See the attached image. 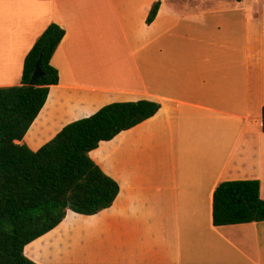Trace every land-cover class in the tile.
Instances as JSON below:
<instances>
[{
	"label": "crops",
	"instance_id": "crops-1",
	"mask_svg": "<svg viewBox=\"0 0 264 264\" xmlns=\"http://www.w3.org/2000/svg\"><path fill=\"white\" fill-rule=\"evenodd\" d=\"M0 0V88L53 23L60 83L21 144L123 102L159 113L90 153L120 185L25 248L36 264H264V223L216 227L214 192L258 180L264 200V0Z\"/></svg>",
	"mask_w": 264,
	"mask_h": 264
},
{
	"label": "trees",
	"instance_id": "trees-1",
	"mask_svg": "<svg viewBox=\"0 0 264 264\" xmlns=\"http://www.w3.org/2000/svg\"><path fill=\"white\" fill-rule=\"evenodd\" d=\"M161 1L153 5L148 25L156 20ZM66 34L65 28L51 24L25 58L21 84L0 88V264H36L25 256V248L60 226L69 211L95 216L110 209L120 185L90 153L161 110L159 103L147 100L114 103L67 125L38 152L21 144L46 105L50 88L60 83L52 60ZM41 55L43 77L33 87ZM213 201L216 227L264 223L258 180L223 182Z\"/></svg>",
	"mask_w": 264,
	"mask_h": 264
},
{
	"label": "water",
	"instance_id": "water-1",
	"mask_svg": "<svg viewBox=\"0 0 264 264\" xmlns=\"http://www.w3.org/2000/svg\"><path fill=\"white\" fill-rule=\"evenodd\" d=\"M41 65H42V55L40 56L37 65H36V70L34 72V75L32 77V80L30 82V86L36 87L38 86L39 80L43 77V72L41 70Z\"/></svg>",
	"mask_w": 264,
	"mask_h": 264
},
{
	"label": "rangeland",
	"instance_id": "rangeland-1",
	"mask_svg": "<svg viewBox=\"0 0 264 264\" xmlns=\"http://www.w3.org/2000/svg\"><path fill=\"white\" fill-rule=\"evenodd\" d=\"M260 235H261L262 238H264V231L261 230L260 231Z\"/></svg>",
	"mask_w": 264,
	"mask_h": 264
}]
</instances>
